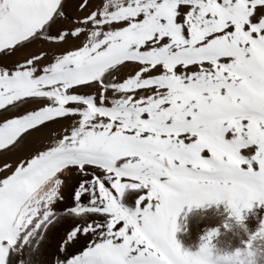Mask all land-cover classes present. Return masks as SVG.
Instances as JSON below:
<instances>
[{"label":"snow or ice","instance_id":"obj_1","mask_svg":"<svg viewBox=\"0 0 264 264\" xmlns=\"http://www.w3.org/2000/svg\"><path fill=\"white\" fill-rule=\"evenodd\" d=\"M25 144L0 264H197L183 208L264 207V0H0V155Z\"/></svg>","mask_w":264,"mask_h":264},{"label":"bare ground","instance_id":"obj_2","mask_svg":"<svg viewBox=\"0 0 264 264\" xmlns=\"http://www.w3.org/2000/svg\"><path fill=\"white\" fill-rule=\"evenodd\" d=\"M19 55L21 54H17V58ZM230 138L231 135L226 134L225 139ZM31 148L32 145L25 144L17 149L15 153H10L7 156L0 155V166L7 161L14 167L15 163L18 162V157L22 158L27 155ZM254 151V147L250 146L241 149L238 154L247 161L250 160ZM202 155L206 156L207 153H202ZM246 167V164L241 165L242 169ZM252 167L253 170H256L254 162H252ZM3 175L4 173L0 172V178H3ZM141 194L143 192L131 195L125 194L121 198L122 206L129 211L134 210L135 199ZM262 217H264V207H253L244 215L243 223L249 234L256 231ZM232 221L229 219L223 204L193 207L191 209L185 207L176 217L173 239L182 253L191 256H198L212 250L214 264H253V260L249 258L250 254H245L242 251L236 254L233 251L242 250L244 245L235 239L234 230L228 227V224ZM260 264H264V260H261Z\"/></svg>","mask_w":264,"mask_h":264},{"label":"clouds","instance_id":"obj_3","mask_svg":"<svg viewBox=\"0 0 264 264\" xmlns=\"http://www.w3.org/2000/svg\"><path fill=\"white\" fill-rule=\"evenodd\" d=\"M228 227L234 230L235 239L244 245L242 250H233L234 253L239 254V251H242L245 254H250L249 258L253 260V264H260L261 260H264V238L250 239L251 234L248 233L243 221L241 223L232 221ZM213 257L212 250L194 256L197 264H214Z\"/></svg>","mask_w":264,"mask_h":264}]
</instances>
